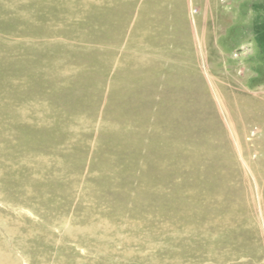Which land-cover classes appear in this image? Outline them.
I'll return each mask as SVG.
<instances>
[{"label":"rangeland","instance_id":"374dc122","mask_svg":"<svg viewBox=\"0 0 264 264\" xmlns=\"http://www.w3.org/2000/svg\"><path fill=\"white\" fill-rule=\"evenodd\" d=\"M0 264H264V0H0Z\"/></svg>","mask_w":264,"mask_h":264}]
</instances>
